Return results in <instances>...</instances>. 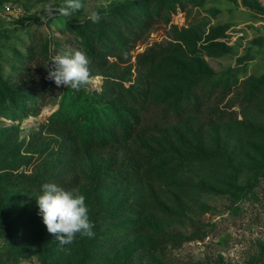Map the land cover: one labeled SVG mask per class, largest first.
Wrapping results in <instances>:
<instances>
[{
    "label": "rangeland",
    "instance_id": "obj_1",
    "mask_svg": "<svg viewBox=\"0 0 264 264\" xmlns=\"http://www.w3.org/2000/svg\"><path fill=\"white\" fill-rule=\"evenodd\" d=\"M62 3L0 0V264H264V0ZM76 50L91 80L58 88ZM46 182L94 238L59 245Z\"/></svg>",
    "mask_w": 264,
    "mask_h": 264
},
{
    "label": "clouds",
    "instance_id": "obj_2",
    "mask_svg": "<svg viewBox=\"0 0 264 264\" xmlns=\"http://www.w3.org/2000/svg\"><path fill=\"white\" fill-rule=\"evenodd\" d=\"M86 7V0H63L59 7L46 6V16L71 17L74 12ZM101 8L104 15H107L108 4L101 3L98 9ZM103 18L100 10L90 11L87 15V19L93 24L99 23ZM89 63L87 55L79 50L52 55L46 66V79L53 81L58 88L63 86L79 91L91 80ZM86 199L78 189H65L54 182L41 185V194L36 196L38 214L42 216L47 231L55 236L59 245H72L78 235L95 237V225L90 219V208Z\"/></svg>",
    "mask_w": 264,
    "mask_h": 264
},
{
    "label": "built area",
    "instance_id": "obj_3",
    "mask_svg": "<svg viewBox=\"0 0 264 264\" xmlns=\"http://www.w3.org/2000/svg\"><path fill=\"white\" fill-rule=\"evenodd\" d=\"M7 9H9V10H10V7H7Z\"/></svg>",
    "mask_w": 264,
    "mask_h": 264
}]
</instances>
